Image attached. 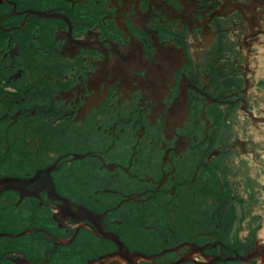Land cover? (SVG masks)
<instances>
[{
	"label": "flooded vegetation",
	"instance_id": "obj_1",
	"mask_svg": "<svg viewBox=\"0 0 264 264\" xmlns=\"http://www.w3.org/2000/svg\"><path fill=\"white\" fill-rule=\"evenodd\" d=\"M264 0H0V264H257Z\"/></svg>",
	"mask_w": 264,
	"mask_h": 264
},
{
	"label": "water",
	"instance_id": "obj_2",
	"mask_svg": "<svg viewBox=\"0 0 264 264\" xmlns=\"http://www.w3.org/2000/svg\"><path fill=\"white\" fill-rule=\"evenodd\" d=\"M253 253L255 257L259 259L258 264H264V241L257 243L256 248L253 251Z\"/></svg>",
	"mask_w": 264,
	"mask_h": 264
}]
</instances>
